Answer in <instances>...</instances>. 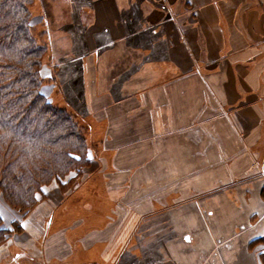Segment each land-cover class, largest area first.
Here are the masks:
<instances>
[{"label": "crops", "instance_id": "1", "mask_svg": "<svg viewBox=\"0 0 264 264\" xmlns=\"http://www.w3.org/2000/svg\"><path fill=\"white\" fill-rule=\"evenodd\" d=\"M71 3L75 16L58 26L84 31L85 108L103 125L105 186L121 191L108 198L152 219L174 204L171 191H197L168 211L203 225L167 236L161 264H264L251 244L264 233V0ZM77 37L68 44L79 46ZM140 189L169 192L160 202ZM74 227L54 230L35 258L36 236L21 249L9 242L0 264H96L82 239L91 229ZM75 239L89 252L83 261Z\"/></svg>", "mask_w": 264, "mask_h": 264}, {"label": "rangeland", "instance_id": "2", "mask_svg": "<svg viewBox=\"0 0 264 264\" xmlns=\"http://www.w3.org/2000/svg\"><path fill=\"white\" fill-rule=\"evenodd\" d=\"M70 1L73 5L74 0ZM70 3L69 0L67 2L32 0L28 6L30 31L35 42L43 47L39 71L41 90L52 104L69 110L80 123L81 131L86 137L90 160L82 167L81 174L72 172L65 175L59 182L51 180L48 184L42 185L43 190L36 192V204L28 211H20L9 206L2 199L0 192L2 225L10 229L5 243L0 245V257H4L6 252L4 247L9 242L11 246L16 243L21 249L23 245H26L28 238L36 236L34 237L36 247L30 249L33 253L30 257L35 258L40 249L41 252L43 251L40 243L45 241L47 236L49 237L56 229L60 230L64 227L67 229L72 225L76 226L69 229L72 232L81 233L91 229L83 234L82 239L86 243H93L91 254L96 264H152V262L161 264L164 261L162 249L167 236H175L182 233V230H188L187 225L192 227L190 230L203 225L202 220L199 221L200 223L197 221L185 223L180 219L179 211L174 213L172 220L170 219L172 212L168 211V208L172 206L176 211L180 209L181 207L176 206V201L179 202L181 198L197 197V191L177 189L171 191L174 204L158 206L157 209L161 212L152 219H150L151 215L140 219L138 215L130 213L126 205L118 204L120 199L115 202L108 198L110 191L115 192L116 199L121 191L117 188L109 191L105 186L104 176L109 168V151L105 147L107 144L102 141L103 125L96 122L92 113L85 108L84 68L85 57L89 56V53L86 51L87 46L83 43L84 31L79 24H73L75 27L71 31L67 26L64 30H60L58 26L60 22L72 18V15L75 16L69 14ZM63 23L62 26L67 24ZM69 37L72 41L77 37L80 45H69L68 42L71 41ZM129 129L131 130L130 127ZM258 162L264 169V157L258 159ZM116 178L113 177L114 184H116ZM168 192L169 189H140L137 194L143 200L150 195L151 198H160L161 202L165 193ZM209 194L210 191H205L201 195ZM192 207L196 210L195 205ZM16 224L20 225L19 231H16ZM170 229L173 232H169ZM166 230L168 234H165ZM185 235L182 239L186 242L193 239L190 234ZM78 241L75 239L73 244L78 246L76 251L81 258L78 261H83L86 254L88 257L89 252L80 250ZM55 250L57 249L51 246L50 254H53Z\"/></svg>", "mask_w": 264, "mask_h": 264}, {"label": "trees", "instance_id": "3", "mask_svg": "<svg viewBox=\"0 0 264 264\" xmlns=\"http://www.w3.org/2000/svg\"><path fill=\"white\" fill-rule=\"evenodd\" d=\"M31 1L0 0V192L20 211L34 207L42 185L81 174L90 160L80 123L41 90L43 47L30 31ZM2 221L0 215V245L10 231ZM251 244L264 252V233Z\"/></svg>", "mask_w": 264, "mask_h": 264}]
</instances>
